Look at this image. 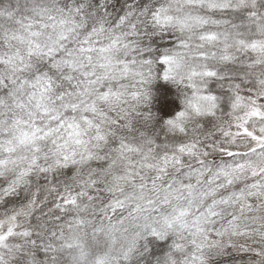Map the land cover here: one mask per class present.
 <instances>
[{
    "label": "clouds",
    "instance_id": "obj_1",
    "mask_svg": "<svg viewBox=\"0 0 264 264\" xmlns=\"http://www.w3.org/2000/svg\"><path fill=\"white\" fill-rule=\"evenodd\" d=\"M0 264H264V0H0Z\"/></svg>",
    "mask_w": 264,
    "mask_h": 264
},
{
    "label": "trees",
    "instance_id": "obj_2",
    "mask_svg": "<svg viewBox=\"0 0 264 264\" xmlns=\"http://www.w3.org/2000/svg\"><path fill=\"white\" fill-rule=\"evenodd\" d=\"M163 111H164V112H167V111H168V106H167V105H164V106H163Z\"/></svg>",
    "mask_w": 264,
    "mask_h": 264
},
{
    "label": "snow or ice",
    "instance_id": "obj_3",
    "mask_svg": "<svg viewBox=\"0 0 264 264\" xmlns=\"http://www.w3.org/2000/svg\"><path fill=\"white\" fill-rule=\"evenodd\" d=\"M167 59H168V57L161 56V60H162V61H166ZM237 195H239V194H237Z\"/></svg>",
    "mask_w": 264,
    "mask_h": 264
}]
</instances>
